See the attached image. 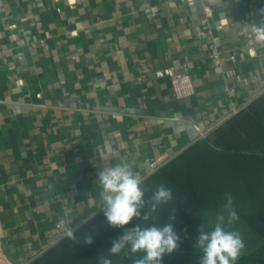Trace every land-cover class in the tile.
<instances>
[{
	"label": "crops",
	"instance_id": "0c3cea01",
	"mask_svg": "<svg viewBox=\"0 0 264 264\" xmlns=\"http://www.w3.org/2000/svg\"><path fill=\"white\" fill-rule=\"evenodd\" d=\"M264 0H0V230L29 264L264 94ZM183 67H187L185 72ZM187 73L193 93L173 79Z\"/></svg>",
	"mask_w": 264,
	"mask_h": 264
},
{
	"label": "trees",
	"instance_id": "16d2710c",
	"mask_svg": "<svg viewBox=\"0 0 264 264\" xmlns=\"http://www.w3.org/2000/svg\"><path fill=\"white\" fill-rule=\"evenodd\" d=\"M161 184L172 189L173 200L153 213V219H133L124 228H114L102 212L74 232L75 240L66 236L29 264H100L101 255L112 264H132L144 253L125 254L126 249L110 255L112 241L126 228L153 223L172 224L180 237L179 249L165 254L162 264H200V226L212 229L226 194H231L239 216L232 230L245 243L236 264H264V94L145 179V199ZM87 236L93 237L91 244L84 243Z\"/></svg>",
	"mask_w": 264,
	"mask_h": 264
},
{
	"label": "clouds",
	"instance_id": "9594fccd",
	"mask_svg": "<svg viewBox=\"0 0 264 264\" xmlns=\"http://www.w3.org/2000/svg\"><path fill=\"white\" fill-rule=\"evenodd\" d=\"M259 23L245 24L243 30L251 32L257 43H264V8L259 10ZM100 186L99 197L109 226L124 228L133 219L148 221L153 219V213L173 200L172 189L163 184L158 185L151 197L145 199V189L142 178L131 170L127 161H121L114 166L106 167L97 174ZM231 194H226L223 210L216 215V222L210 231H204L200 226L196 246L202 250L200 264H236L243 254L245 243L241 233L232 230V225L239 219L233 207ZM147 207V211L144 209ZM174 219V217H173ZM61 225L66 222L59 221ZM66 236L75 240L74 231L66 229ZM92 236H87L84 243L91 244ZM180 247V237L172 224H151L141 227L126 228L122 234L112 241L108 249L110 255H118L127 249L125 254L144 253L140 258L133 259L132 264H162L165 254H171ZM100 264H112V260L104 255L99 257Z\"/></svg>",
	"mask_w": 264,
	"mask_h": 264
},
{
	"label": "built area",
	"instance_id": "2783aa9c",
	"mask_svg": "<svg viewBox=\"0 0 264 264\" xmlns=\"http://www.w3.org/2000/svg\"><path fill=\"white\" fill-rule=\"evenodd\" d=\"M184 71H187V67H183ZM173 89L177 97L183 98L191 95L193 93V87L191 84L190 77L187 75V73L179 74L173 79ZM245 106L244 108H246ZM242 108L241 110H243ZM239 110V111H241ZM239 111L235 112L238 113ZM57 229L60 231V236L65 238L66 233L63 230L61 225H57ZM0 264H17L13 262L5 252L2 244V232L0 230Z\"/></svg>",
	"mask_w": 264,
	"mask_h": 264
}]
</instances>
